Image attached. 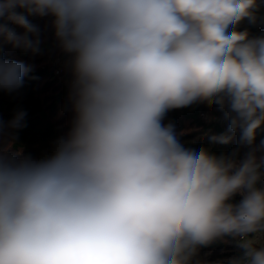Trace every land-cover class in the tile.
Returning <instances> with one entry per match:
<instances>
[{
    "label": "clouds",
    "instance_id": "1",
    "mask_svg": "<svg viewBox=\"0 0 264 264\" xmlns=\"http://www.w3.org/2000/svg\"><path fill=\"white\" fill-rule=\"evenodd\" d=\"M38 21H46L41 26ZM264 0H0V94L50 49L67 131L39 157L0 118V264H264ZM226 125L182 140L170 112ZM233 146L216 152L214 146Z\"/></svg>",
    "mask_w": 264,
    "mask_h": 264
},
{
    "label": "trees",
    "instance_id": "2",
    "mask_svg": "<svg viewBox=\"0 0 264 264\" xmlns=\"http://www.w3.org/2000/svg\"><path fill=\"white\" fill-rule=\"evenodd\" d=\"M43 26L46 21H38ZM253 32L264 31V28H253ZM47 43L41 55L31 56L21 52H9L12 59L21 60L33 66V71L25 78L24 87L12 95L0 94V118L12 119L18 110L27 112L26 126L19 130L17 144L23 146L24 154L39 157L50 150L52 142L67 131L68 115L62 113L67 86L64 83L66 74L57 75L58 53L50 49L51 33H46ZM65 77V78H64ZM204 114V116L202 115ZM217 113L205 105L170 112L167 120L174 121L178 132H185L182 140L191 147L199 148L207 145V136L222 134L226 130L223 120H209V115ZM233 146H214L216 152L231 151ZM231 254V249L223 246L205 249L202 257L213 264L214 261Z\"/></svg>",
    "mask_w": 264,
    "mask_h": 264
},
{
    "label": "built area",
    "instance_id": "3",
    "mask_svg": "<svg viewBox=\"0 0 264 264\" xmlns=\"http://www.w3.org/2000/svg\"><path fill=\"white\" fill-rule=\"evenodd\" d=\"M56 73L59 76H62L64 74V70L62 68L61 63L59 62V59L57 60V68H56ZM64 83L66 84V80L64 81ZM202 115L204 116V114L202 113ZM213 121H221L220 119H213L211 118Z\"/></svg>",
    "mask_w": 264,
    "mask_h": 264
},
{
    "label": "rangeland",
    "instance_id": "4",
    "mask_svg": "<svg viewBox=\"0 0 264 264\" xmlns=\"http://www.w3.org/2000/svg\"><path fill=\"white\" fill-rule=\"evenodd\" d=\"M211 118L222 120L221 116H220L219 114H217V113H213V114L211 113V114L209 115V120H210Z\"/></svg>",
    "mask_w": 264,
    "mask_h": 264
},
{
    "label": "bare ground",
    "instance_id": "5",
    "mask_svg": "<svg viewBox=\"0 0 264 264\" xmlns=\"http://www.w3.org/2000/svg\"><path fill=\"white\" fill-rule=\"evenodd\" d=\"M65 78V77H64Z\"/></svg>",
    "mask_w": 264,
    "mask_h": 264
}]
</instances>
